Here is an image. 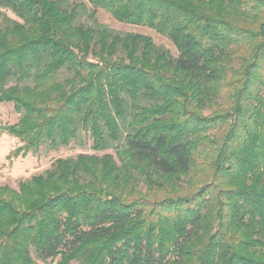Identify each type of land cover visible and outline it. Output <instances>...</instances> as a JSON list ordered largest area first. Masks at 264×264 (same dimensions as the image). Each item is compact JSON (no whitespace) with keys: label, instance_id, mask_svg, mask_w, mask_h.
<instances>
[{"label":"trees","instance_id":"obj_1","mask_svg":"<svg viewBox=\"0 0 264 264\" xmlns=\"http://www.w3.org/2000/svg\"><path fill=\"white\" fill-rule=\"evenodd\" d=\"M85 1L90 14L0 0L12 155L81 132L95 152L0 187V264H35L31 250L56 264H264V0ZM97 10L177 55L99 25ZM189 179L191 193L130 198L139 183L173 195Z\"/></svg>","mask_w":264,"mask_h":264},{"label":"rangeland","instance_id":"obj_2","mask_svg":"<svg viewBox=\"0 0 264 264\" xmlns=\"http://www.w3.org/2000/svg\"><path fill=\"white\" fill-rule=\"evenodd\" d=\"M69 3H83L86 6V13L90 14L91 7L86 3L85 0H68ZM8 15H10L8 13ZM96 21L99 25L106 26L110 30L119 33L121 35L127 33H135L144 36H149L156 47H162L171 52L175 57L177 55L175 48L171 42L164 36L155 33L147 28H140L135 26H129L116 22L108 13L97 10L95 14ZM80 22L84 24H90L86 19V15H81ZM67 72H62V75L58 79H64L68 77ZM219 107H223V103L217 101ZM214 108V107H213ZM209 109H204L203 115L210 114ZM19 115H17L13 109L12 104L0 103V187H8L12 190L18 191V184L21 181H27L34 175L44 174L45 171L51 168L53 162L58 158H73L76 155L83 154H95L91 150V141L88 135L81 132L75 141H72L68 146H59L53 148L49 145H44L39 148L35 153H29L26 156L17 153V156H13V153L21 147V143L10 135L5 127L17 123ZM110 154L114 155L113 151H109ZM102 154V153H100ZM187 181V180H186ZM193 184V180L189 179L179 190L175 191L172 195L171 188L167 186V183L163 187H156L153 191L147 190L142 183L135 186V191L130 198L142 199L150 204L162 200L168 196H174L180 193L184 195L193 191L190 185ZM32 257L35 260V264H56L58 258L54 261H48L42 263L39 261L31 250ZM34 255V256H33ZM74 264V263H72Z\"/></svg>","mask_w":264,"mask_h":264}]
</instances>
